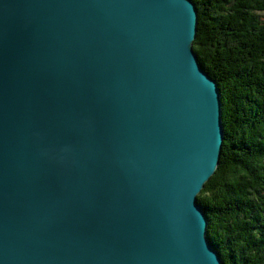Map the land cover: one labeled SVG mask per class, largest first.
I'll list each match as a JSON object with an SVG mask.
<instances>
[{
    "label": "water",
    "instance_id": "water-1",
    "mask_svg": "<svg viewBox=\"0 0 264 264\" xmlns=\"http://www.w3.org/2000/svg\"><path fill=\"white\" fill-rule=\"evenodd\" d=\"M196 26L191 0H0V264H222Z\"/></svg>",
    "mask_w": 264,
    "mask_h": 264
},
{
    "label": "trees",
    "instance_id": "trees-1",
    "mask_svg": "<svg viewBox=\"0 0 264 264\" xmlns=\"http://www.w3.org/2000/svg\"><path fill=\"white\" fill-rule=\"evenodd\" d=\"M192 49L217 83L219 164L197 196L222 264H264V0H191ZM263 18V19H261Z\"/></svg>",
    "mask_w": 264,
    "mask_h": 264
},
{
    "label": "rangeland",
    "instance_id": "rangeland-1",
    "mask_svg": "<svg viewBox=\"0 0 264 264\" xmlns=\"http://www.w3.org/2000/svg\"><path fill=\"white\" fill-rule=\"evenodd\" d=\"M264 14V13H263ZM261 19H263V18H261Z\"/></svg>",
    "mask_w": 264,
    "mask_h": 264
}]
</instances>
